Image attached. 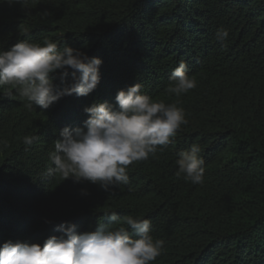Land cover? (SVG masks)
Masks as SVG:
<instances>
[{
	"label": "trees",
	"instance_id": "1",
	"mask_svg": "<svg viewBox=\"0 0 264 264\" xmlns=\"http://www.w3.org/2000/svg\"><path fill=\"white\" fill-rule=\"evenodd\" d=\"M0 264H264V0H0Z\"/></svg>",
	"mask_w": 264,
	"mask_h": 264
}]
</instances>
